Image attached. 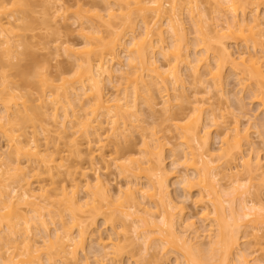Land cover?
<instances>
[{
  "label": "bare ground",
  "instance_id": "obj_1",
  "mask_svg": "<svg viewBox=\"0 0 264 264\" xmlns=\"http://www.w3.org/2000/svg\"><path fill=\"white\" fill-rule=\"evenodd\" d=\"M210 2L214 3V13H220L219 16L222 17L215 16L221 25L218 23L215 25L216 21L210 23L214 17L211 16L210 18L209 14H205L200 0L189 1L185 6L190 19L193 20V27L197 28L198 36L200 35V38L198 37L200 40L197 39L199 42L197 41L198 43L195 45H203L201 51H194L195 46L187 40L184 11L180 10V4L183 3L180 0H169L170 4L167 0H101L100 3H91L89 7L82 4L87 8L79 5L81 6L77 11L79 15L76 14L79 17V22L80 20L82 22L79 24L77 19L74 22H78L77 24L80 25H78L80 28L77 26L76 30L80 31L81 37H84L82 38L84 44H77L78 42L77 45L71 44L61 38L59 40L61 42L58 41L59 44L54 46L57 51L61 50L69 58L74 59L73 63L76 64L74 69L76 67L78 71L76 70L75 77L69 78L64 76V73L71 71L69 69V71L61 72L64 75L57 74L56 76L61 77L57 78V81L61 80L60 84L48 83V80L51 81L48 76L47 78L50 79L45 80L47 86L52 84L49 86L56 89L52 93L53 96L56 95V97L54 96L55 99H49L53 105H51L53 109H50L53 111L51 114L48 113L50 117L47 116L50 121H47L46 126L41 127L43 131H47L45 135H49L47 139L44 136L47 143H40L37 131L28 133V125L35 122V116L31 108L32 105H27L26 101L21 107L17 106L19 103L17 100L24 98L23 94L15 93L17 92V85L12 84L15 87L10 85L9 88L8 85H5L6 89L4 86L0 88V104L3 107L0 108V139H5L4 146L2 147L0 144V264H44V261L45 264H92L84 252V255L87 256L80 260L78 250L84 251L89 236L97 232L95 228L99 219H104V224L111 227V233L105 240L102 237L103 234L98 235L96 239L92 236L98 250L94 249L96 253L93 251L91 257H94V261L98 262L97 264H123V255L126 253H129L131 259H134L135 264H141L139 257L148 255L150 249L155 252V249H167L166 254L168 255L174 251L178 253L174 262L168 261L165 264H180L181 262L183 264H211L215 261H217L215 264H251L252 258L249 259L248 254L246 256L241 251L238 252L240 240L242 241L245 237L243 235L241 237L240 233L243 234V227L246 232L252 230L245 235H251L250 237H253L254 241L250 240L254 243H257L255 239L259 241L262 239L259 232L264 229V202L260 200L261 198H257L259 194L256 195L257 197L255 196L256 198H252V194L253 192H255L254 194L257 193L256 189L264 188V169L259 157L251 156L250 151L246 154L248 143H251L248 135L250 129L244 125L245 128L240 126V118L234 119L233 124L231 122L226 124L227 116L223 112L220 115L217 112L219 109L216 110L209 106L208 102L206 103L205 100L195 96V100H200L197 101L198 103H194L193 110L196 112L186 117L184 121H180L179 126L182 129L181 135L179 134L181 136L180 143L178 146H171L172 165L174 168L182 167V170L176 169L177 171L170 172L165 166L166 158L164 156V146L170 145V142L164 139L165 143L161 141V138L167 134L160 135L161 131L158 134L151 131L147 132L150 125L144 121V117L141 118V121L138 116L140 110L137 109L136 101L139 96H142L145 98L142 100L147 101L148 104L146 101L145 104L149 108L151 107V110L160 107L164 110V115L171 112L168 117L167 114L165 115L167 117L165 120L173 122L176 114L175 116L172 114L169 105L170 109H168L167 103L171 101V97L169 98L171 94L168 91L170 92L169 88L171 91L175 89L176 94L173 92V95L178 96H174L175 100L182 96L177 95L178 92L180 94L177 89L180 90V86H184V78L179 69V65L184 63V65L189 66L187 68L190 69L191 67L190 70L194 71V76L201 74L200 70L203 67L205 69L203 74L206 77L208 75L209 80H207L210 87L219 92L223 91L224 67L226 64H230L233 71H239V75L237 74L239 79L241 77L243 82L250 81V84L256 86L253 90V92L257 90L254 92V94L256 93L254 99L259 101L260 108L264 111V52L262 55L264 50L260 51L259 56L258 49H255L256 45L259 47V43L264 41L260 38L261 34L264 36V9H261L262 14L259 12L260 6L264 5V0H210ZM4 4L5 0H0V38L2 37V40L0 39L2 44L0 45H6L1 50V53L3 51L2 60L5 64L8 62L11 65L18 54L22 53H18V50L24 48L22 44L24 42H20L22 37L19 40L17 38L20 33L17 36L18 34L13 31L15 30L13 27L18 26L19 21L24 18L17 17L18 14H14V12H8ZM167 4L170 5L169 8L166 7ZM58 6L56 5L57 9L55 8L54 15L59 13L61 16V11H66V6L64 5V10L61 4ZM240 14L242 20L239 18V16L241 17ZM249 15L251 17L248 18ZM62 20L64 21V18ZM83 20L89 24L85 25ZM223 20L225 24L222 23ZM96 21L100 24H97ZM247 21L251 22V24L249 22L250 26L247 25ZM135 22L142 23V27L144 26L143 34L140 32L142 37L140 36L138 41L136 39L139 36L133 38ZM246 25L248 28H244ZM100 26H108L111 31L104 35ZM166 29L170 33L172 43H167V38L164 36L167 34ZM8 31L15 34L11 33L12 37H10ZM6 32L8 33L6 34ZM130 33L132 38H129ZM14 35H16L17 42L13 38ZM257 38H260V41ZM229 39L235 40L237 43L241 41V44L244 42L245 45H248V41H253V48L246 46L247 50H238L239 54L235 57V52L229 50ZM21 40L23 41V39ZM187 41L192 45L195 54L190 53L191 46ZM244 44L243 46H245ZM121 47L126 51L127 64L123 66L122 62H118L121 65L115 67L116 63L114 62L120 61L119 50ZM250 49L254 50L253 53ZM156 54V57L158 55L164 57V62L167 63L158 62L155 59ZM200 54L201 56H199ZM212 61L214 64L211 63ZM126 67L134 69V71L125 72ZM125 76L127 77L125 78ZM123 78H125L124 83L126 81L127 83L125 88L123 87L124 91H122L121 96L106 92V85L111 84L110 86L114 89L122 84L119 82ZM51 95L46 97L50 98ZM159 97L163 100H158ZM48 98L44 97L43 103L37 109L41 111L49 107ZM90 107L93 108L91 112H89L90 110L87 111ZM216 112L219 114L218 116ZM39 114H42V111ZM44 114L48 115L47 110L44 111ZM134 117L136 121L140 119L137 124L133 120ZM116 118L122 120L121 125L118 124L119 121ZM175 120L174 127H178L176 125L178 121L176 120V123ZM105 123L114 124L110 128L113 130L112 133L116 134L112 136H116L117 140V135L126 134L125 136H128L131 127L132 129L138 127L142 129V132H146V135L142 136L143 139L141 138L143 150L140 148V156L142 158L129 157V159L117 164L115 158H112L111 162L106 155L99 154L105 169L108 170L114 163L118 170L117 175L127 179L126 185L119 186L118 189L111 188L108 174L107 180L105 177L103 178L106 173L102 175L99 172L102 167L100 168L101 161L98 160L99 158L97 159L98 153L103 152L107 146V143L104 142L105 135L103 133L107 132L104 129L107 125ZM215 125L220 129L222 127L221 130L224 131L223 137L220 132L222 147L218 150L221 151L219 154H216L210 146V129ZM128 126L130 129L127 131ZM170 130L168 129L169 132H172ZM217 132L219 133L218 129ZM26 135L31 137L28 138ZM50 136H54L53 140L55 138L59 141L63 140L61 142H64L66 148L64 146L65 149L63 147L58 149L57 143L56 145L53 144L54 148L51 147L52 140L50 139L52 137L49 138ZM78 136H81L82 140ZM42 154L46 156L44 157ZM31 156L32 158L34 156L41 158L38 166L31 168L34 169L35 175L32 177L29 175L31 171H26L24 162L21 163L24 158ZM71 157H75L76 161H72ZM59 159L61 161H58ZM83 164L86 165L83 166ZM217 168L221 174L216 171ZM241 168L242 171L239 172ZM36 169H38L37 174ZM92 170L94 172H91ZM142 171L144 175L141 174ZM241 173L245 176H242L244 177L243 180ZM218 174L222 175L221 179H227L226 183L229 179L230 182L228 183L230 188L233 185L232 189H229L228 185L220 183V179H217ZM174 175L184 184L185 190L191 191L197 187L200 195L198 198L202 200V203L205 200L204 210L202 209L203 213L201 214L207 221L209 228L203 230L207 233L206 235L203 231L200 232L211 239L209 242L211 247L208 252L207 249L206 251L203 250L204 255L201 254L202 252L198 256L193 254L191 251L193 248L191 249L190 245L191 240H188V234H186L187 229L192 227L191 232H194L193 234L197 238L198 235L201 236L195 221L188 220V226L184 224V227L181 226L182 228L177 226L178 205L169 194L166 184L168 177ZM58 176L62 178L55 179ZM33 177H39V180L33 183L30 181L32 180L30 178ZM142 179L146 182L144 183ZM45 180L51 181V183L47 181L49 185H46ZM56 181L61 185L58 184L57 188H51L52 184L57 183ZM16 183L17 185L19 183L21 188L20 185L16 187ZM18 188L20 189L18 190ZM252 188H255L254 191ZM54 189L56 191L59 189L60 194L58 191L55 193ZM248 196L251 199L248 200ZM54 197L56 198L54 199ZM223 197L227 198L223 199ZM203 198L206 199L203 200ZM46 214L49 216L47 217ZM130 221L132 224H130L131 226L128 224V227L127 223ZM188 221L184 220L183 223ZM50 223L56 225L53 227L55 232L53 231L54 234L51 235V239L50 235L45 233L50 230V225H53ZM117 223L120 225L117 226ZM120 227L124 228L123 231L119 230ZM184 228L185 230H182ZM247 228H249L248 231ZM38 229H40L39 232H37ZM128 230L132 231L133 234L129 235ZM40 232L45 236L47 235L46 238L48 239H45L48 243L45 242L44 238H42L44 241L39 243L40 238L37 235ZM42 237L44 236L42 235ZM202 239L201 241H203ZM48 240H52L53 243L51 241L49 243ZM37 243L44 244L46 248ZM260 243L262 242L260 241ZM138 245L141 248L136 251ZM93 247L95 246H92V249ZM3 248L6 252H3ZM41 253L45 255V258L41 256ZM208 253L211 254L209 257H216L217 260L214 259V261L211 257L210 259L207 256ZM178 255H181L184 261H181L182 258ZM144 257L142 256V258ZM207 258H209L208 261ZM152 260L154 261L155 258ZM152 260H149V263L153 264ZM210 260H212L211 263H209ZM263 262L257 264H263ZM156 263L161 264L162 262Z\"/></svg>",
  "mask_w": 264,
  "mask_h": 264
},
{
  "label": "rangeland",
  "instance_id": "obj_2",
  "mask_svg": "<svg viewBox=\"0 0 264 264\" xmlns=\"http://www.w3.org/2000/svg\"><path fill=\"white\" fill-rule=\"evenodd\" d=\"M59 1H61V2H59ZM168 1V4H170L169 3V0H167ZM183 4H180V10L181 11H184V22H185V27H186V29H185V32H186V34H188L187 35V40H189V42L192 44V45H194L195 46V48L196 49H194V51H199L202 47L201 46H203V45H201V46H197V45H195L196 43H198L199 42V38H200V35L198 36V31H196L197 30V28L195 29L193 26V24H192V21L193 20H191L190 19V17H189V14L187 13V9L185 8V6H187V2H189V1H192V0H180ZM206 1V2H205ZM96 2H101V0H5V6H6V8H7V11L8 12H10V13H13L14 12V14H18V15H16L17 17H19L20 16V18L21 17H23L24 19H22V21H19V25L18 26H15V28L13 27V29H15V30H13L16 34H18L17 36H19V33H20V36L19 37H17L18 38V40H19V38L20 37H22L21 39H23V41L20 39V42L22 43V42H24V43H22L23 44V47L24 48H22L21 50L19 49L18 51V53H20V52H22V53H20V54H18V57L12 62V64L11 65H9L8 64V62H7V64H5L4 63V60H2V55H3V51H2V53H1V50H3V48H4V46H6V45H0V88L2 87V86H4L5 87V89L7 88L5 85H8V88L10 87V85L11 86H13V87H15L14 85H12V84H16L17 86H16V88H17V92H15V93H17V94H23L24 95V98L22 99V100H17V102H19L18 104H17V106H19V107H21V105L24 103V101H26V103H27V105L29 104V105H32L31 106V108H32V110H33V115L35 116V122L33 123V124H30V125H28V128H27V131H28V133H33L34 131H37V136H38V140H40V143H47L46 142V140L44 139V136H46L45 134H47L45 131H43L42 129H41V127L42 126H46L48 123H47V121H50V120H48V118L50 117L49 115L51 114V112L53 111H51L50 109H53V105L51 104V102H50V100L51 99H55V97H56V95H54L53 96V94L52 93H54L55 92V87L54 88H52L53 86H49V85H52V84H49L48 86L45 84L46 82H45V80H48V79H50L51 78V81H49L48 80V83H55V84H60L61 83V80L60 81H57L58 79V77H60V76H56L57 74H59L60 75V73L63 71H67L68 69L69 70H71V71H69V72H67V73H64V74H62V75H64L65 77H75V73H77L76 72V67H75V69H74V66H76V64H75V62L73 63V61H74V59L72 60V58L70 57H68L67 55H65L61 50V52L60 51H57L55 48H54V46H57V45H55V44H59L61 41H59V40H61V38L63 39V40H66V42L68 41V43H71V44H76L77 42V44H79V43H82V44H84L83 43V39L82 38H84L83 36L81 37V35H79V32L76 30L80 25L79 24H81V20H80V22H79V20H78V15H79V13H77V11L79 10V7H81V6H83V5H87V7H89V5H91V3H96ZM200 2H201V5H202V9H204V11L206 12L205 14H209L210 15V18H211V16H213L214 17V20H212V22H210V23H213V21H216V23H215V25L218 23L217 22V18L215 17V16H219V14L220 13H214L215 11H214V3L213 2H210V0H200ZM63 3V4H62ZM21 4H24V5H21ZM62 5L63 6V10L65 9V6H66V11H61L62 12V15L64 16H60L59 15V13H58V15H54V13H55V10L57 9L56 8V5L58 6V5ZM83 4V5H82ZM168 4L166 5V7L167 8H169L170 7V5L168 6ZM185 4V5H184ZM264 4V3H263ZM65 5V6H64ZM79 5H81V6H79ZM104 5V4H103ZM59 7V6H58ZM83 7H86V6H83ZM86 7V8H87ZM56 8V9H55ZM264 9V5H262V6H260V9H259V12L262 14L263 13V11L262 10ZM60 12V13H61ZM79 12H81V11H79ZM201 12H203V11H201ZM66 14V17H65V14ZM78 15H77V14ZM82 13H83V11H82ZM9 14V13H8ZM76 15H77V18H75L76 17ZM241 15V14H240ZM7 16V15H6ZM68 16V17H67ZM220 17V16H219ZM248 18L249 17H251L250 15L249 16H247ZM61 18V19H60ZM64 18V21L62 20ZM67 18H68V20H67ZM216 18V19H215ZM220 18H222V17H220ZM220 18H218L220 21H222V19H220ZM239 18H240V20H242L243 18H242V15H241V17L239 16ZM77 19V21L79 22V24H77V23H75L74 21ZM105 20H106V18H105ZM117 20V19H116ZM250 20V19H249ZM84 21V20H83ZM99 21V20H98ZM138 22H139V20H137ZM136 21V22H137ZM210 21V20H209ZM219 21V22H220ZM85 22V21H84ZM100 22V21H99ZM97 23V21H96V23L97 24H100V23ZM135 22V28H134V33H133V38H134V36L136 37H138V39H136L137 41L138 40H140V36H141V33L140 32H142V34H143V31H144V26L142 27V23H136ZM141 22V21H140ZM250 22V21H249ZM249 22L247 21V25H249L250 26V24H251V22H250V24H249ZM75 23V25H72V24H74ZM87 23L88 22H85L84 24L85 25H87ZM222 23H224V20H223V22ZM241 23H242V21H241ZM89 24V23H88ZM219 25H221V22L220 23H218ZM217 24V25H218ZM225 24V23H224ZM79 25V26H78ZM103 25H105V24H103ZM247 25H246V27H244V28H248L247 27ZM75 26H76V28H75ZM78 26V27H77ZM101 27V30H102V33L104 34V35H106L108 32H110L111 31V29L108 27V26H100ZM108 27V28H107ZM80 28V27H79ZM218 29H219V26H218ZM81 30V29H80ZM248 30V29H247ZM83 32H84V30H82ZM88 31V30H87ZM86 31V32H87ZM90 31V30H89ZM9 32V33H8ZM8 32H6V34L8 33L9 34V36L10 37H12V34H15V33H13V32H11V31H8ZM165 32H167V29L165 30ZM247 33H248V31H246ZM12 33V34H11ZM11 34V35H10ZM82 34V33H81ZM89 34V33H88ZM110 34V33H109ZM135 34V35H134ZM140 34V35H139ZM83 35V34H82ZM262 35V34H261ZM260 35V38H262L263 40H264V36H261ZM264 35V34H263ZM8 36V37H9ZM15 37H13L14 38V40L17 42V38H16V35H14ZM108 36V35H107ZM164 36H165V38H167V43H169V42H171L172 41V39H171V36H170V33H168L167 32V34L165 35L164 34ZM106 37V36H105ZM108 37H110V36H108ZM107 37V38H108ZM136 37V38H137ZM142 37V36H141ZM199 37V38H198ZM2 38V37H1ZM0 38V39H1ZM4 38V37H3ZM65 38V39H64ZM129 38H132L131 37V33H130V36H129ZM260 38H257L258 39V41H260L259 39ZM58 39V40H57ZM170 39H171V41H170ZM197 39H199V40H197ZM2 40V39H1ZM0 40V41H1ZM4 40H5V38H4ZM13 40V41H14ZM55 40H56V42H55ZM85 40V39H84ZM130 40V39H129ZM249 40H251V39H249ZM58 41H59V43H58ZM86 41V40H85ZM198 41V42H197ZM230 41V42H229ZM229 41H228V47H229V50L231 51V52H235L234 53V56L235 57H237V55L239 54L238 52L239 51H243V50H247V48H246V46L248 47V48H253L252 46H253V41L251 42V41H248L247 42V44L249 45H245L244 44V42L241 44L240 42L241 41H238V43H237V41H235V40H231V39H229ZM19 42V41H18ZM188 42V41H187ZM188 42V44H190ZM263 43H259V47L256 45V47H255V49L257 50V51H259V52H257V51H255V52H257V53H259V56H260V51H262V50H264V41H262ZM172 43V42H171ZM236 43V44H235ZM250 43H252V44H250ZM0 44H2L1 42H0ZM76 44V45H77ZM189 45V46H191V50H190V53L191 52H193V47H192V45ZM200 44V43H199ZM238 44H239V46H238ZM241 44V45H240ZM243 44L245 45V46H243ZM24 45H26V46H24ZM169 45H171V44H169ZM255 45V44H254ZM166 46H168V45H166ZM197 46V47H196ZM261 47V48H260ZM244 48V49H243ZM246 48V49H245ZM121 50H119V54H120V56H119V58H120V61H117V62H114V63H116L114 66L115 67H118L119 65H121V64H123V66H126V64H127V61H126V51H125V49L124 48H120ZM242 49V50H241ZM125 52H124V51ZM239 50V51H238ZM249 50V49H248ZM251 50V52L252 51H254L253 49H250ZM201 51V50H200ZM58 52H60V53H58ZM254 52V53H255ZM263 52L264 51H262V55H263ZM194 54H195V52H193ZM201 53V52H200ZM232 53V54H233ZM237 53V54H236ZM253 53V52H252ZM158 54V53H157ZM157 54L155 55V59H157V61L158 62H161L162 63V61L164 62V57H162L161 55H158V57H156L157 56ZM258 55V54H257ZM199 56H201V54L199 55ZM199 56H198V58H199ZM4 57V56H3ZM211 57H212V55H211ZM210 57V59L212 60V58ZM163 58V59H162ZM4 59V58H3ZM165 59H166V57H165ZM6 61V60H5ZM118 62H122L121 64H119ZM113 63V64H114ZM164 63H167V62H164ZM163 63V64H164ZM195 63V62H194ZM211 63H213L214 64V61H212ZM75 64V65H74ZM185 64V63H184ZM184 64H182V65H179V69H180V73H181V75H182V77L184 78L183 80H184V86H180L181 88H180V90L179 89H177L178 91H180V94H179V92L177 93V95H182V96H179L180 98H177L176 100H175V97H178V96H175V95H173L174 93L173 92H175V89L173 90V91H171V88H169V90H170V92L168 91V93L169 94H171V96L169 95V98H170V100L172 101V103H171V101H170V103L168 102L167 103V106L169 105L170 107H171V111H172V114L175 116V114H176V116H175V118H176V120L178 121V123H177V121L175 120V118H174V120L176 121V125H178V127H174L175 126V123H174V120H173V122L172 121H169V120H165L167 117H168V115H170L171 114V112H168V113H166L167 114V117L164 115V110L163 109H161L160 107L159 108H155V109H153V110H151L146 104H145V101H143L145 98H143L142 96H139V99L136 101V103H137V109H139L140 111V115H138L139 117H140V119L142 118V117H144V121L145 122H147L148 123V125H150L149 126V128H148V131L147 132H153L154 134L155 133H159V131H161V133H160V135L161 134H167V135H164L162 138H161V141H169L170 142V145L169 144H167V146L169 145V147H167L166 145L164 146V156H165V161H166V163H165V166H166V168H168L167 170L168 171H170V172H172L173 170L174 171H179V170H182V167H176V168H174V166L172 165V162L171 161H173L172 159V154H171V146H178L179 145V139H180V137L181 136H179V134L181 135V132H182V129H181V127L179 126L180 125V121H184L185 120V118L186 117H188V116H191V115H193L196 111H194L193 110V106H194V103L196 104V103H198L199 101L198 100H195L197 97H200L201 98V100H205L204 102H208V105L209 106H211V107H213V108H215L216 110L217 109H219V111H217L220 115L222 114V112L227 116L226 117V119L227 120H225V121H227V123L226 124H228V123H232V121L233 122H235L234 121V119H237V118H240L239 120H240V126L241 127H248V129H250V130H248L249 131V140H250V142L251 143H248L247 145H248V149H246V147H245V149H246V151L248 150V152H246V154H248V153H250L251 152V156H253V157H259V159H260V161H261V164H262V168L264 169V111L262 110V108H260V103H259V101H257L256 100V98L254 99V96H255V94H254V92L255 91H257V90H255L254 92H253V90L255 89V87L256 86H254V84H250V81H248V79L246 80L245 79V76H243V78L246 80V81H248V82H243V79H241V77H240V79H239V71H237V72H235V71H233L232 70V66L230 65V64H226L225 65V67H224V74H223V77H224V80L222 79V83L224 82V85H222V92H219V91H216L214 88H211L210 87V83H209V79H208V75H207V77L206 76H204V74H203V72H205V69L202 67V69L200 70V73L201 74H199L198 76L196 75V76H194V74H193V70H190L191 69V67H190V69L189 68H187V67H189V66H186V65H184ZM118 65V66H117ZM114 67V68H115ZM78 71V70H77ZM129 72V73H131V72H133L134 71V69H131V68H127L126 67V71L125 72ZM117 73V72H116ZM126 74V73H125ZM193 74V75H192ZM238 74V75H237ZM206 75V74H205ZM241 75V74H240ZM47 76L48 77H50V78H47ZM55 76H56V78H55ZM44 77V78H43ZM63 77V76H62ZM127 76H125V78H126ZM46 78V79H45ZM61 78V77H60ZM125 78H123V79H121L122 81H120L119 83H122V84H120L119 86H117L116 88H114L113 89V87L112 86H110L108 83V85H106V92H108L109 94H111V93H116V95L118 94V96H121L122 95V91H124L123 89L125 88V86H126V83H127V81H126V83H124V79ZM208 79V80H207ZM56 82H55V81ZM127 80V79H126ZM242 81V82H241ZM248 83V84H247ZM117 84V83H116ZM118 85V84H117ZM170 85V84H169ZM169 85H168V87H169ZM243 85L245 86L244 88H243ZM116 86V85H115ZM171 86V85H170ZM247 86V87H246ZM3 87V88H4ZM108 87V88H107ZM124 87V88H123ZM172 87V86H171ZM250 87V88H249ZM252 87H254L253 89H252ZM16 88H14V89H16ZM8 90V89H7ZM221 91V90H220ZM9 93H10V91H9ZM52 94V95H51ZM164 94V93H163ZM175 94H176V92H175ZM7 94H5V96H6ZM22 95V96H23ZM51 95V97L50 98H48L49 96ZM115 95V94H114ZM173 95V96H172ZM8 96V95H7ZM42 96H44L45 98H48V101L50 102V106H51V108H50V106L49 107H47L45 110L43 109V110H41L42 111V114H39V113H41V111L39 110V109H37L38 108V106L41 104V103H43L42 102V99H43V101H44V97L42 98ZM46 96H48V97H46ZM175 96V97H174ZM195 96H196V98H195ZM9 97V96H8ZM8 97H6V98H8ZM174 98V99H173ZM203 98V99H202ZM50 99V100H49ZM53 99V100H54ZM143 99V100H142ZM158 100H163V99H160V97L158 98ZM157 100V101H158ZM143 101V102H142ZM198 101V102H197ZM55 102V101H54ZM54 102H53V104H54ZM159 102V101H158ZM143 103V104H142ZM146 103H147V101H146ZM14 104V103H13ZM139 104V105H138ZM148 104V103H147ZM3 105V104H2ZM13 106V105H12ZM14 106H15V104H14ZM139 106V107H138ZM150 106V105H149ZM169 106H168V109H170L169 108ZM198 106V105H197ZM158 107V106H157ZM173 107V108H172ZM196 107V106H195ZM0 108H3L2 106H1V104H0ZM91 108V109H90ZM90 108H88L87 109V111L88 110H90L89 112H91V110L93 109L92 107H90ZM37 109V110H36ZM1 110V109H0ZM47 110V114L48 113H50V114H48V115H46V114H44V111H46ZM162 112H161V111ZM139 112H138V114H139ZM217 112H216V114H217ZM206 113H207V111H206ZM204 114V113H203ZM219 114H217V116L219 115ZM33 116V117H34ZM47 116H49V117H47ZM172 116V115H171ZM206 116V115H205ZM237 116V117H236ZM166 117V118H165ZM120 118V117H119ZM136 118H137V116H136ZM136 118L134 117V119L133 120H135L136 121ZM169 118H172V117H169ZM116 119H118V118H116ZM139 119V118H138ZM140 119L139 120H137V121H140ZM34 120V119H33ZM32 120V121H33ZM132 120V121H133ZM118 124L120 123V125H121V121L118 119ZM137 121L135 122V124H137ZM141 121H142V119H141ZM206 123H208L207 121H205ZM220 122V121H219ZM139 124H140V122H138ZM147 123H146V125H147ZM171 123V124H170ZM105 124H107V123H105ZM104 124V125H105ZM117 124V123H116ZM117 124V125H118ZM144 124V123H143ZM174 124V125H173ZM233 124V123H232ZM27 125V124H26ZM103 125V126H104ZM108 125H109V127H108ZM114 124H107V125H105V127H104V129L107 131V132H103L104 133V135L106 136H104V142H105V144L107 145L106 146V149H104V151L103 152H101V153H98V157H97V159L98 160H100L101 159V157H100V155L103 153L104 155H106L107 156V158H110V160L112 159V158H115V161H116V163L117 164H120V163H122L123 161H125L126 159H129V157H131V158H133L134 156L135 157H137V158H140L141 156V152H140V148H141V138H142V136L143 135H146V132H142V129L141 128H138L137 127V125H135L137 128H133L132 129V127H131V129H130V127L128 126V128H127V131H128V136H125V135H123V136H119V135H117L118 136V140H117V137L116 136H112V135H116V134H114V132L112 133V128H110V126H113ZM133 125V124H132ZM142 125V124H141ZM141 125H138V126H141ZM244 125V126H243ZM134 126V127H135ZM171 126V127H170ZM219 126H222V125H219ZM214 127V126H213ZM212 127V129H210V133H211V136H210V146H211V148H212V150L216 153V154H219L221 151H218L219 149H221V147H222V144H221V135H222V137H223V132H222V127H221V129H220V127H218V126H216L215 125V127L213 128ZM218 127V128H217ZM244 127V128H245ZM147 128H146V130H147ZM134 129H136V130H134ZM168 129H171L170 131H172V132H169L168 131ZM181 129V130H180ZM217 129H218V131H219V133L217 132ZM109 130V131H108ZM123 130V129H122ZM145 130V129H144ZM224 130V129H223ZM68 131V130H67ZM165 131V132H164ZM166 131H168V133H166ZM123 132V131H122ZM125 132V131H124ZM123 132V133H124ZM178 132H180V133H178ZM220 132H221V135H220ZM126 133V132H125ZM143 133H145V134H143ZM217 133V134H216ZM149 134V133H148ZM151 134V133H150ZM153 134V135H154ZM219 134V135H218ZM29 135H31V134H29ZM219 137H218V136ZM28 138H30L31 136H28V135H26ZM36 136V137H37ZM49 136V135H48ZM48 136H46L45 138L47 139L48 138ZM178 136H179V138H178ZM52 137V139H50V140H52L51 141V147H53L54 148V145H56V143L58 144V145H56V147L58 146V149L60 148V149H62V147L64 148V142H61V141H63V140H61V141H59V140H56V138H55V140H53L54 139V136H50L49 138H51ZM79 138H81V140H82V137L81 136H78ZM106 138H107V140H106ZM115 138V139H114ZM143 139V138H142ZM164 139V140H163ZM1 141V145H2V147L4 146V144H5V139H0ZM49 140V139H48ZM49 140V141H50ZM78 140H80V139H78ZM80 140V141H81ZM165 141H164V143H165ZM168 142V143H169ZM50 144V143H49ZM54 144V145H53ZM65 144H67V142L65 141ZM109 144V145H108ZM59 145H60V147H59ZM56 147H55V149H56ZM53 148H51V149H53ZM65 148H66V146H65ZM64 148V149H65ZM94 148H96V147H94ZM244 149V150H245ZM141 150H143L142 148H141ZM114 151V152H113ZM115 151H116V153H115ZM250 151V152H249ZM43 152H45V151H43ZM66 154V153H65ZM100 154V155H99ZM180 154H181V152H180ZM44 157L46 156L45 154H42ZM143 155V154H142ZM41 156V155H40ZM40 156H38V157H40ZM58 157V156H57ZM134 157V158H135ZM28 158H30V159H28ZM43 158V157H42ZM60 158V157H59ZM142 158V157H141ZM172 158V159H171ZM176 158H178V157H176ZM179 158H180V156H179ZM25 159H28L27 161L25 160ZM41 158H36V156H34V158H32V156L31 157H26V158H24L23 160L24 161H21V163L22 162H24V164L23 165H25V167H26V171H28L29 170V172L31 173H29V175H31V177H32V175H34V169H31L33 166L35 167H37L38 166V162L40 161L41 162V160H40ZM61 159V158H60ZM58 160V161H61V160ZM71 160L72 161H76L75 160V157H71ZM70 160V161H71ZM109 160V161H110ZM253 160H254V158H253ZM101 161V160H100ZM107 161H108V159H107ZM241 161V160H240ZM240 161H238L239 163H240ZM111 162H112V160H111ZM237 162V163H238ZM57 163V162H56ZM73 163H75V162H73ZM77 163V162H76ZM186 164H187V162H186ZM84 165H86V164H83V166ZM100 168L102 167L103 169H105V167H103L102 165H104L103 164V162L101 161L100 162ZM116 164H112V166L111 167H109V169L107 170V169H105V170H103L102 168L100 169V173L103 175L104 173H106V174H104V176H103V178L105 177V179H107L108 177H107V174H108V176H109V180H110V182H111V184H110V186H111V188H113V189H118L117 187H119V186H124V184L126 185V178L124 177V176H121V175H117V173H118V170H117V168H116V166H115ZM233 165H235V164H233ZM105 166V165H104ZM33 167V168H34ZM171 168H174V169H171ZM219 168V167H218ZM217 168V170L216 171H219V169ZM222 168V167H221ZM177 169V170H176ZM223 169V168H222ZM240 169V168H239ZM37 170L38 169H36V174H37ZM56 170V169H55ZM54 170V171H55ZM106 171V172H105ZM215 171V172H216ZM242 171V168H241V170H239V172H241ZM91 172H94V170H92ZM141 172V171H140ZM190 173H191V171H189ZM220 172V174H221V171H219ZM238 172V173H239ZM56 173L58 174V172L56 171ZM144 172L142 171V173L141 174H143ZM56 174V175H57ZM92 174V173H91ZM179 174V173H178ZM220 174H218L219 176L217 177V179L219 178L220 179V183L222 184V185H224V184H226V185H228V187H229V189H232V187H233V185L231 186V188H230V186H229V183L228 182H230L229 181V179H228V184L226 183V181H227V179L225 180H223V179H221V176L222 175H220ZM29 175H27V176H29ZM106 175V176H105ZM144 175V174H143ZM142 175V176H143ZM35 176V175H34ZM37 176H39V175H37ZM41 176H43V175H41ZM48 176V175H47ZM46 176V177H47ZM141 176V177H142ZM176 175H174V176H170V177H168V180H166L167 181V185H168V190H169V194L172 196V198L175 200V202H176V204L178 205V208H177V212L178 213H176V217H177V223L179 224H177V226L178 227H180V228H182V227H184L183 225L184 224H187V226H188V223H189V221H195V224H196V226H197V229H199L198 231L200 232V231H203L204 229H208L209 227H208V223H207V221H205V219L202 217V214L201 213H203L202 212V209L204 210V203H205V200L204 199H206V198H203V200H204V203H202L201 201V199L200 198H198V195H199V191H198V188L197 187H195V189H193V190H191V191H188L187 189L185 190L184 189V184H182V182H181V180H179L177 177H175ZM242 176H244V175H242V173H241V179L242 178H244V177H242ZM45 177V176H44ZM59 177V176H58ZM55 178V179H57V180H59L60 178H62L61 176L59 177V178ZM29 178V177H28ZM125 178V179H124ZM143 178H144V176H143ZM240 178V177H239ZM30 179H32V180H30L31 182H36L37 180H39V177H33V178H30ZM42 179V178H41ZM47 179H48V177H47ZM218 179V180H219ZM108 180V179H107ZM243 180V179H242ZM48 181V180H47ZM46 180L44 181V183L46 184V185H49V183H51V181H48L47 182ZM55 181V180H54ZM142 181L145 183L146 181L144 180V179H142ZM57 183L55 184L54 183V185L52 184V187H51V185H50V187L51 188H54V187H56L59 183H58V181H56ZM232 184V183H231ZM230 184V185H231ZM18 185H20L19 183H18ZM17 185V183H16V187L18 186ZM32 185H34V184H32ZM36 185V184H35ZM61 184H59V186H60ZM12 186H14L13 185V183H12ZM11 186V187H12ZM33 187V186H32ZM58 187V186H57ZM56 187V188H57ZM20 188H21V185H20ZM20 188H18V190L20 189ZM120 188V187H119ZM197 188V189H196ZM257 188V187H256ZM253 189V188H252ZM255 189V188H254ZM254 189H253V191H254ZM262 189V190H261ZM259 188L258 190L256 189V194H254L255 192H253V196H252V198L253 197H255L256 195H258V197L257 198H261L260 200L262 201V202H264V188ZM59 190V189H58ZM57 190V191H58ZM54 191H55V193L57 192L55 189H54ZM114 191V190H113ZM60 191H58V193H59ZM60 194V193H59ZM122 195V194H121ZM58 196H60V195H58ZM200 196V195H199ZM255 197V198H256ZM56 197H54V199H55ZM227 197H223V199H226ZM199 199H200V201H199ZM249 199H251V197L249 198V196H248V200ZM146 200V199H145ZM147 201V200H146ZM207 204V203H206ZM263 204V203H262ZM227 205V204H226ZM47 215V217L49 216L48 214H46ZM46 217V218H47ZM121 219V218H120ZM119 219V220H120ZM104 219H99V222H98V224H97V226H96V228H95V231H97V232H94V234L92 235L93 237H95V239H96V237L98 236V235H101V234H103L102 235V237H103V239L105 240V239H107L108 237L107 236H109L110 235V231H111V227L110 226H107V224H104V221H103ZM180 220V221H179ZM182 220V221H181ZM188 221L187 223H183V221ZM51 221V220H50ZM118 222V221H117ZM129 222V221H128ZM180 223H183V224H181L180 225ZM50 224H53V223H50ZM118 224V225H117ZM116 225L117 226H119L120 225V223H117ZM130 225V224H132V222L130 221V223H127V225ZM204 224V225H203ZM110 225V224H109ZM129 225H128V227H129ZM56 225H50V230H48V231H50V232H45L47 235H50L49 237H50V239L52 238V234H54V229H53V227H55ZM131 226V225H130ZM182 226V227H181ZM186 226V225H185ZM204 226H206L205 228H204ZM52 227V228H51ZM110 227V228H109ZM127 227V228H128ZM208 227V228H207ZM121 228V227H120ZM179 228V229H180ZM187 228H189V227H187ZM186 228V229H187ZM191 228L192 227H190L189 228V230L187 229V231H186V234H188L187 236H188V240H191L190 241V245H191V249L193 248V250H191V251H193V254H197V256H198V254L199 253H201L202 255H204L203 254V250L205 249V251H206V249H207V252L208 251H210V250H208V249H210V247L211 246H209V242L211 241V239L210 238H208V237H206L205 235L207 234V233H205L204 231V233H205V235L203 234V232H200L201 233V236H199L198 235V238L195 236V234H193L194 232H191ZM123 227L121 228V229H119V230H122L123 231ZM131 229V228H130ZM202 229V230H201ZM242 229H243V234L242 233H240V236L241 235H243V239H242V241L240 240V246H239V251L238 252H242L243 254H246V256H248V258L249 259H251L250 261H251V264H257L258 262H263L264 261V229L262 230V232H259V234H260V237L262 236V239L260 240L262 243H260V241L259 240H257V239H255L256 241H257V243L255 244L253 241V237L251 238L249 235L248 236H246L245 234H247L248 232H251L252 230H249V228H247V231L248 232H246L245 230L246 229H244L243 227H242ZM39 230L40 229H38V231L37 232H39ZM182 230H185V228L184 229H182ZM194 230V229H193ZM192 230V231H193ZM54 231V232H53ZM99 231V232H98ZM129 231V235H132L133 233H132V231L130 232V230H128ZM214 231V230H213ZM212 231V232H213ZM188 232V233H187ZM198 232V234H200ZM207 232V231H206ZM211 232V233H212ZM246 232V233H245ZM100 233V234H99ZM126 233V232H125ZM124 233V234H125ZM214 233V232H213ZM212 233V234H213ZM38 234V233H37ZM109 234V235H108ZM123 234V233H122ZM127 234V235H128ZM203 234V235H202ZM258 234V235H259ZM42 235L44 236V237H42ZM46 235V236H47ZM52 235V236H51ZM121 235V234H120ZM197 235V234H196ZM40 239H39V243H41L40 241H44L45 240V242L47 241L46 239H48V238H46V236L42 233V232H40L38 235H37ZM92 236H89V238L87 239V243H86V247H85V249H84V251H82L81 249H79L78 250V254H79V256L81 257L80 258V260L82 259V257H84V256H87L88 255V257H89V259H90V262L92 263V264H97L95 261H94V257H91L92 255H93V253L95 252L94 251V249L95 250H98L97 249V244H96V242H95V244H94V242H93V240H94V238H92ZM105 236V237H104ZM122 236V235H121ZM204 236L207 238H205L204 239ZM213 236H214V234H213ZM124 237V236H123ZM197 239H196V238ZM242 237V236H241ZM259 237V238H260ZM36 238V237H35ZM42 238H44V240H42ZM46 238V239H45ZM191 238H193V239H191ZM203 240V241H201V239ZM38 239V238H37ZM253 240V241H251V240ZM36 240V239H35ZM55 240V239H54ZM122 240V239H121ZM209 240V241H208ZM213 240V239H212ZM37 241V240H36ZM49 241V240H48ZM51 241V243H53V241L52 240H50ZM50 241H49V243H50ZM252 243H251V242ZM259 241V242H258ZM38 242V241H37ZM128 242V241H127ZM138 242H140V241H138ZM138 242H137V244H138ZM205 242V243H204ZM208 244H207V243ZM250 242V243H249ZM43 243V242H42ZM46 243H48V242H46ZM141 243V242H140ZM139 243V244H140ZM38 244V243H37ZM121 244L123 245V243L121 242ZM125 244V243H124ZM136 244V245H137ZM195 244V245H194ZM204 244H205V246H204ZM39 246L41 245V247H45L44 246V244H38ZM47 245V244H46ZM192 245H193V247H192ZM199 245H201L200 247H199ZM207 245V246H206ZM92 246H95V247H93V249H92ZM197 246V247H196ZM195 247V248H194ZM205 247V248H204ZM209 247V248H208ZM46 248V247H45ZM137 249H136V251L138 250L139 251V249L138 248H141V247H139V245H138V247H136ZM4 249V248H3ZM197 249H202V251H197ZM156 250V252L154 251V250H152V249H150V253L147 255V254H145V257H144V255H142L144 258H142V256L141 257H139V258H141V264H151V263H149V260H152V259H154L155 258V260H156V262H162L161 264H163V262H164V264L165 263H168V261L169 262H174L175 261V257H177V252L176 251H174V252H171V254H166V250L167 249H164V250H160V249H155ZM157 250H159V251H157ZM194 250H195V252H194ZM5 251V249L3 250V252ZM45 251H47V250H45ZM45 251H44V253H45ZM80 251V252H79ZM82 251V252H81ZM94 251V252H93ZM142 251V250H141ZM140 251V252H141ZM6 252V251H5ZM85 254H87V255H84V253ZM12 253H14L13 251H12ZM96 253V252H95ZM138 254H139V252H137ZM142 253V252H141ZM140 253V254H141ZM236 253V252H235ZM144 254V253H143ZM201 254H199V255H201ZM238 254V253H237ZM248 254V255H247ZM209 255H211L210 253H208L207 254V256L209 257ZM236 255V254H235ZM250 255H251V257H250ZM41 256L43 257V258H45V255L43 254L42 255V253H41ZM130 255H129V253H126L125 255H123V261H122V263L123 264H128L129 262L131 263V264H135L134 262V259H131L130 257H129ZM140 256V255H139ZM179 256V255H178ZM181 256V255H180ZM179 256V257H180ZM205 257H206V254H205ZM211 258H212V256H210ZM209 257V258H210ZM236 257V256H235ZM85 258V257H84ZM181 258H182V256H181ZM209 258H207V261H208V259ZM210 258V259H211ZM122 259V258H121ZM143 259H144V263H143ZM206 259V258H205ZM213 260L214 259H216V257L214 258H212ZM132 260V261H131ZM155 260L153 261L152 260V262H154L153 264H157L156 262H155ZM217 260V259H216ZM44 261V260H43ZM181 261H184V258H182V260ZM211 261L212 260H210V262L209 263H211ZM215 261V260H214ZM217 261H215V263H216ZM253 262V263H252ZM129 263V264H130ZM180 263V262H179ZM182 264H183V262H181ZM180 263V264H181ZM208 263V262H207ZM214 262L213 263H211V264H215ZM44 264H45V261H44ZM58 264H60V263H58ZM100 264V263H99ZM263 264H264V262H263Z\"/></svg>",
  "mask_w": 264,
  "mask_h": 264
}]
</instances>
